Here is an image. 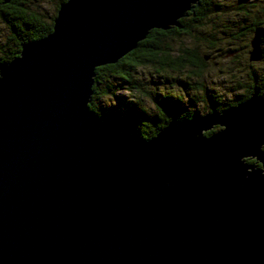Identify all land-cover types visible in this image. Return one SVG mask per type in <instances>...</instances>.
<instances>
[{"label":"water","instance_id":"95a60500","mask_svg":"<svg viewBox=\"0 0 264 264\" xmlns=\"http://www.w3.org/2000/svg\"><path fill=\"white\" fill-rule=\"evenodd\" d=\"M200 1L66 0L0 59V264H264L259 91L149 140L90 108L97 68ZM251 48L261 61L259 32Z\"/></svg>","mask_w":264,"mask_h":264},{"label":"rangeland","instance_id":"374dc122","mask_svg":"<svg viewBox=\"0 0 264 264\" xmlns=\"http://www.w3.org/2000/svg\"><path fill=\"white\" fill-rule=\"evenodd\" d=\"M59 1L26 0L27 5L47 21L56 17ZM212 2L218 5L215 6V14L203 24L195 25L190 35L182 34L165 42L173 53L172 57L181 49L194 50L204 57L205 64L199 70H175L160 64L143 66L134 75L139 84L138 92H131L126 84L115 81V85H123L117 88V96L136 103L139 108L152 114L157 111L151 100L153 96H171L180 98L182 107L188 112L205 115L211 108V95L231 102L264 76V58L258 62L249 60L255 32H259L264 39V0ZM9 34L6 26L0 22V46L7 43ZM262 49L264 52L263 43ZM96 105L100 116L108 122H111L114 113L123 110L115 97L104 98ZM125 132L129 136L137 135V126L133 125Z\"/></svg>","mask_w":264,"mask_h":264},{"label":"trees","instance_id":"16d2710c","mask_svg":"<svg viewBox=\"0 0 264 264\" xmlns=\"http://www.w3.org/2000/svg\"><path fill=\"white\" fill-rule=\"evenodd\" d=\"M64 1L66 0L59 1L57 12L60 4ZM215 6L218 5L212 2V0H201L195 11L189 13L188 21L186 17L181 19L182 28H172L168 31L154 29L145 40L139 43L135 50L124 56L117 64L97 68L94 78L93 96L90 102L91 110L100 116L101 112L96 105L97 101L115 97L116 102L123 110L114 113L110 123L118 126L124 132L135 125L138 132L137 135L131 137L133 139L144 140L153 138L170 121L190 118L196 114L195 112H188L182 107L180 98L157 95L151 98L157 111L154 114L149 113L139 108L136 103L128 101L122 96H117V88L123 85L117 86L114 82L126 84L131 92H138L139 84L134 75L140 67L160 64L163 67L175 70H199L205 64L204 57L191 49H181L175 57H172L173 53L169 46L165 45V42L166 39L178 38L182 34L190 35L195 25L203 24L212 14L217 12ZM53 21L54 19L47 21L41 14L32 10L27 5L26 0H11L7 4H4L0 0V22L6 26L10 33L7 43L0 46V59L2 61L14 59L20 54L22 45L36 41L51 33ZM258 28L256 27V29ZM261 40L264 44V39L261 38ZM256 90L264 97V76L256 80L253 86L246 90L244 94L231 102H226L217 95H211V108L209 112L213 110L221 111L237 105L248 99ZM103 117L105 118L104 115ZM216 129L218 130V128ZM214 131L208 132L207 135H210ZM248 162L254 163L255 161L249 159Z\"/></svg>","mask_w":264,"mask_h":264},{"label":"bare ground","instance_id":"6f19581e","mask_svg":"<svg viewBox=\"0 0 264 264\" xmlns=\"http://www.w3.org/2000/svg\"><path fill=\"white\" fill-rule=\"evenodd\" d=\"M122 133L125 135V134H127V133H125L124 131H122Z\"/></svg>","mask_w":264,"mask_h":264},{"label":"flooded vegetation","instance_id":"af4514ba","mask_svg":"<svg viewBox=\"0 0 264 264\" xmlns=\"http://www.w3.org/2000/svg\"><path fill=\"white\" fill-rule=\"evenodd\" d=\"M190 16V14L188 15V17ZM264 53V52H263Z\"/></svg>","mask_w":264,"mask_h":264}]
</instances>
